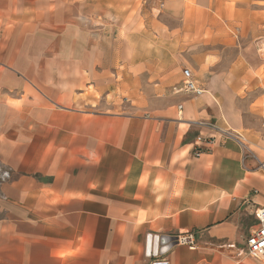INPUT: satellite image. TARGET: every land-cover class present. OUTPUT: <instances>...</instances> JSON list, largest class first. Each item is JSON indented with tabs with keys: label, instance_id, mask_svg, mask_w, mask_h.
I'll return each mask as SVG.
<instances>
[{
	"label": "crops",
	"instance_id": "0c3cea01",
	"mask_svg": "<svg viewBox=\"0 0 264 264\" xmlns=\"http://www.w3.org/2000/svg\"><path fill=\"white\" fill-rule=\"evenodd\" d=\"M263 39L264 0H0V264H264Z\"/></svg>",
	"mask_w": 264,
	"mask_h": 264
},
{
	"label": "built area",
	"instance_id": "2783aa9c",
	"mask_svg": "<svg viewBox=\"0 0 264 264\" xmlns=\"http://www.w3.org/2000/svg\"><path fill=\"white\" fill-rule=\"evenodd\" d=\"M182 76V89L185 93L194 94L196 96L203 93V90L197 87L188 70L184 69L182 71ZM199 155V152L195 153V156ZM253 215L257 222V228L245 238L244 253L250 258L264 263V207H258ZM174 245L187 246L188 248L196 247L195 239L190 233L177 235L174 238Z\"/></svg>",
	"mask_w": 264,
	"mask_h": 264
},
{
	"label": "water",
	"instance_id": "95a60500",
	"mask_svg": "<svg viewBox=\"0 0 264 264\" xmlns=\"http://www.w3.org/2000/svg\"><path fill=\"white\" fill-rule=\"evenodd\" d=\"M173 244L171 242V238L164 237H147L146 242V254L147 256L157 257L166 254L171 248Z\"/></svg>",
	"mask_w": 264,
	"mask_h": 264
},
{
	"label": "rangeland",
	"instance_id": "374dc122",
	"mask_svg": "<svg viewBox=\"0 0 264 264\" xmlns=\"http://www.w3.org/2000/svg\"><path fill=\"white\" fill-rule=\"evenodd\" d=\"M262 44H264V39L262 40ZM256 124H257V130L260 131L262 134H264V119L261 118V120Z\"/></svg>",
	"mask_w": 264,
	"mask_h": 264
}]
</instances>
